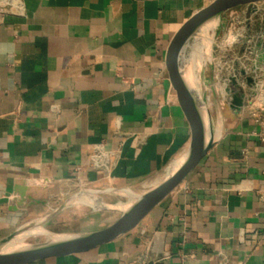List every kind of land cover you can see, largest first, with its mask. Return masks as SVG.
Here are the masks:
<instances>
[{
    "label": "crops",
    "instance_id": "1",
    "mask_svg": "<svg viewBox=\"0 0 264 264\" xmlns=\"http://www.w3.org/2000/svg\"><path fill=\"white\" fill-rule=\"evenodd\" d=\"M211 1L0 0V240L82 188L142 187L186 152L177 43ZM222 113L212 150L135 229L32 264H264V143Z\"/></svg>",
    "mask_w": 264,
    "mask_h": 264
},
{
    "label": "water",
    "instance_id": "2",
    "mask_svg": "<svg viewBox=\"0 0 264 264\" xmlns=\"http://www.w3.org/2000/svg\"><path fill=\"white\" fill-rule=\"evenodd\" d=\"M261 1L264 0H213L210 4L197 12L180 33L177 43L175 82L178 101L191 125L190 143L186 152L181 156H184L183 163L165 179L142 194V196L126 210H118L121 212L120 216L106 227L81 233L68 234H56L48 231L51 234L60 236L61 238L55 240L46 239L43 242L37 243H29L27 241V245L20 248L5 247L6 244L11 242L13 239L18 236H25L35 227H41L44 229L50 221L54 220L62 211L65 210L67 205L73 203L76 195L79 194L82 189H89L82 188L65 201H62L57 208L46 216L39 217L23 225L22 227L16 229L12 234L1 239L0 264H32L50 258L87 253L113 242L135 229L155 208H157L188 178V176L198 166L200 161L216 144L219 136L214 138V135L221 126L222 112L229 113L234 116V114L240 111L243 105V96L237 94L233 95V104L230 106V109L227 106L222 105L211 81L204 86L202 85L201 91L204 99L199 98L198 91L194 88V85H192L190 81L193 66L191 65L193 62L190 57L192 46L198 40L202 42L206 35V31L211 25L220 19H222V22L225 23V18H222V15H224L227 11L236 7L251 5ZM218 29L219 27L214 32V39L217 36ZM258 44L260 43H257V45ZM212 46L213 43L210 45L211 54ZM262 51L263 52L259 59L260 62L264 61V44L262 45ZM208 77L211 79L210 73ZM207 95H210L213 99V106L215 108V111H212L213 113L210 109H208L207 113H205L206 110L204 108V102L207 103L205 98ZM222 107L224 110H222ZM212 114L215 115V120L218 124L217 126L213 125ZM28 238L29 237H27L26 240H28Z\"/></svg>",
    "mask_w": 264,
    "mask_h": 264
},
{
    "label": "built area",
    "instance_id": "3",
    "mask_svg": "<svg viewBox=\"0 0 264 264\" xmlns=\"http://www.w3.org/2000/svg\"><path fill=\"white\" fill-rule=\"evenodd\" d=\"M248 9L260 12L261 19L264 20V1L248 5ZM245 21L234 19L225 26L220 37L216 36L212 46L213 59L209 65V73L217 87L222 105L230 109L233 95L243 96V105L236 115L240 119L246 116L253 120L260 129L256 134L264 143V61L259 60L263 52L264 23H259L258 29L252 31L245 25ZM238 47L240 50L237 56L230 58L229 53ZM220 57L224 58V61H221ZM110 161L111 157L100 151L93 157L92 164L95 167H105ZM260 197L264 200L263 192Z\"/></svg>",
    "mask_w": 264,
    "mask_h": 264
},
{
    "label": "bare ground",
    "instance_id": "4",
    "mask_svg": "<svg viewBox=\"0 0 264 264\" xmlns=\"http://www.w3.org/2000/svg\"><path fill=\"white\" fill-rule=\"evenodd\" d=\"M222 22L217 21L213 25L209 27L206 31V35L202 42L198 40L192 46L190 57L193 62L192 70H191V83L194 85V88L198 91V95L200 99H204L203 93L201 91L202 85L204 86L210 81L213 83L215 90L217 92V87L213 81V79H209L206 76V67L210 64L213 55L210 53V45L214 43L215 39L213 38L215 30L219 26H221ZM219 81V79H218ZM206 98V96H205ZM203 102V100H202ZM209 103L204 102L205 113H207L209 109ZM220 129H218L214 135V138L220 136ZM184 161V156L179 158L169 169L168 173L163 176L161 179L154 180L150 183L144 184L140 188L131 187L125 189H114L108 188L102 191L90 190V189H82L79 194L76 195L73 203L75 205L74 214L82 215L85 213L87 207L93 210H101V209H117V210H126L133 204L136 200H138L142 194L148 191L150 188L157 185L163 179H165L169 174H171L178 166H180ZM104 196H107V199H103ZM27 237H37L41 239H59L61 238L58 235H54L46 231L41 227H35L30 230L25 236L16 237L11 242L6 244L7 247H15L20 248L27 245ZM5 245V244H4Z\"/></svg>",
    "mask_w": 264,
    "mask_h": 264
},
{
    "label": "rangeland",
    "instance_id": "5",
    "mask_svg": "<svg viewBox=\"0 0 264 264\" xmlns=\"http://www.w3.org/2000/svg\"><path fill=\"white\" fill-rule=\"evenodd\" d=\"M222 18H225V23L222 22V19H220V22H222L221 26H219L217 37H220L223 34L224 26H227L231 22H233L234 19L240 18L242 21L244 19L246 20V24L248 29L254 31L258 29L259 23H264V20H262V16L260 12H253L249 11L248 5L246 6H240L236 7L234 9H231L227 11L224 15H222ZM223 25V26H222ZM224 27V28H223ZM240 50V47L236 48L234 52H230L229 56L230 58H235L237 56V52ZM228 55H226L227 57ZM240 56V55H239ZM221 58V57H220ZM221 61H224V58H221ZM209 75V70L206 73V76ZM207 103H209V109L210 111H215L214 108V102L210 95H207L206 97ZM221 103V100H220ZM222 110L223 107H222ZM213 113V112H212ZM169 169L162 175L156 177V179H161L163 176H165L168 173ZM152 182V181H151ZM140 188V187H138ZM90 189V188H89ZM74 193H72L70 196H72ZM69 196V197H70ZM69 197H66L62 199V201H65ZM103 199H107V196H104ZM62 201H58L53 210L57 208ZM86 211L82 215H75V205L73 203H70L66 206L65 210L62 211L58 217H56L54 220L50 221L44 229L56 233V234H68V233H81L91 230H96L99 228H103L114 222L121 214L120 211L115 209H101V210H93L89 207L85 208ZM52 210V211H53ZM29 243H37V242H43L45 239L37 238V237H30L27 240Z\"/></svg>",
    "mask_w": 264,
    "mask_h": 264
}]
</instances>
